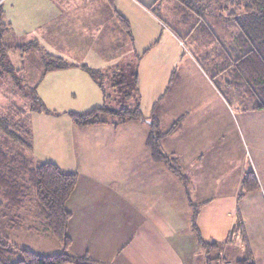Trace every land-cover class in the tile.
<instances>
[{"label": "crops", "instance_id": "obj_1", "mask_svg": "<svg viewBox=\"0 0 264 264\" xmlns=\"http://www.w3.org/2000/svg\"><path fill=\"white\" fill-rule=\"evenodd\" d=\"M143 1L153 4L155 0ZM113 6L114 10L106 0H20L19 21L37 22L27 34L32 39L36 37L48 54L77 65L49 71L43 76L41 70L34 76L37 94L51 111L59 115L82 114L97 108L117 111L136 106L149 119L154 113L153 106L161 105L163 97L159 93L151 100V106H147L139 85L141 62L145 58H150L151 64L159 62V58L145 55L149 48H144L140 36L141 20L147 21L151 15L133 0H113ZM14 8L3 11L5 22L12 25L9 13L16 12ZM117 14L127 19L133 42L125 38ZM63 26L71 31L70 45L82 38L93 48L80 53L78 60L62 54ZM80 64L99 71L103 82L117 79L116 86L110 84L112 88L103 92L78 67ZM130 64H135L132 71ZM141 71L144 74V65ZM133 75V85L125 89L124 86H129L127 79ZM5 82L0 78V90ZM181 84L175 83L168 91L173 98L174 118L165 121L166 112L161 106L157 116L164 132L176 119L182 120L174 133L162 138L159 144L160 150L173 158L185 181L151 157L146 143L150 134L148 120L120 122L117 118L82 128L71 119L65 122L68 169L64 171L78 173L77 185L65 203L70 213L67 231L71 254L89 255L107 264H203L206 257L214 255L206 254L199 245L201 237L193 222L194 207H198L200 225L204 228L205 217L210 218L213 226L226 217V222L220 225L225 227L228 222L225 234L229 235L237 226L239 206L244 215L252 217L253 223L248 233L252 239L247 240L246 255L241 257H250L254 264H264V177L254 167L259 189L239 198L243 174L252 166L238 165L236 176H231L233 147L224 141L229 135L227 101L221 95L203 93L184 98ZM143 109L148 113H143ZM36 113L44 124L52 117V114ZM242 217L243 233L237 230L235 234L246 236V220ZM208 240L212 237L205 239ZM222 251L227 257L228 247L224 246Z\"/></svg>", "mask_w": 264, "mask_h": 264}, {"label": "rangeland", "instance_id": "obj_2", "mask_svg": "<svg viewBox=\"0 0 264 264\" xmlns=\"http://www.w3.org/2000/svg\"><path fill=\"white\" fill-rule=\"evenodd\" d=\"M133 1L153 16L148 15L150 17H148L147 21L141 20L140 36L144 48H149L145 55L159 58V62H153L154 64L150 63V58L148 60L145 58L139 67V85L142 88L146 105L151 106L153 97H158L159 93H162L163 101L161 105H157L156 109L157 113H159L161 106L163 111L166 112L164 120L169 122L168 120L174 117L173 109L171 108L173 98L168 91L175 83H182L180 88L183 90L181 95L184 98H187L190 94L194 95L198 93H203L205 96L221 95L227 101L228 106L227 128L229 135L227 138L225 137L224 141L229 142L233 147L232 153L234 159L232 165L234 171L231 176H236L238 165L246 164L247 166H252L253 169L256 168L259 174L264 177V111H252L251 107L254 106V102L241 94L236 88L227 85L230 79L228 72L218 73L219 66H221L223 60L215 58L214 50L216 48L219 51L222 48L231 56L230 52L233 51V47L228 46L233 41L236 29L220 19L207 17L205 19L206 23L210 26L216 39L214 44L201 46V39L198 38L197 31L191 34L185 33V30L188 31L190 27H194L196 16L194 19H191L190 24H176L173 21L174 15H172L174 4L172 0H162L159 2L155 0L153 4L146 3L143 0ZM0 4L3 11L12 7L14 8L13 5H16L14 8L16 12L11 10L9 13L14 24H11L9 35L0 40V51L4 47H15L20 44H26L33 37L28 35L27 31L37 25V22L22 23L19 21L21 17L19 10L20 0H0ZM61 31L64 37H61L63 46L61 45L60 51L73 60H78L81 57L79 56L80 53L93 48L92 44H86L82 41V38H77V44L70 45L71 31L68 29L66 31L64 26L61 28ZM79 33L80 30L76 31L77 36H79ZM136 33L138 34V32ZM243 37L249 42L253 38L250 33H245ZM137 38L138 36H136ZM35 39L37 40L36 37ZM150 43L153 44L150 46ZM50 46L54 50V45L50 44ZM55 50L59 51L57 47ZM167 56H170V58L165 59ZM41 57L37 50L26 52L21 56L15 53L5 55V58L0 63V69L1 66L7 64L15 73L14 75H5L4 81L6 82L0 90V115L5 117L3 119L5 123L11 124L12 120L19 121L20 125L29 131V135L26 138L31 143L32 151H27L25 154L31 158L30 162L33 165L37 166L40 163L51 162L60 171H64V169H68L66 167L67 154L65 149L67 137L64 132L67 130L65 122L70 119L68 113L62 114L63 117H61L62 115H59V112L51 111L48 108L50 106L47 105L48 107L45 106V108L52 112V117L48 118L45 124L41 122V117L36 111L23 114V111L30 104L32 91L29 86H34L37 82L34 76L38 75L42 70L43 62ZM142 65H144V74L141 71ZM21 66L24 68V74L23 72L21 74L17 72L21 69ZM134 66L135 64H130L129 71H132ZM175 75L177 77L174 79ZM143 113H148V110L143 109ZM1 142L4 148L10 152L20 151L17 143L12 142L0 132ZM237 211V219L235 217V221L243 216L242 218L246 220L244 235L246 233L248 235L253 226L252 217L244 215L240 211L239 206ZM19 212L12 210L8 212L4 220H0L1 237H9L15 241L16 245L31 249L39 255H53L61 252L59 243L50 236L40 221L38 222L33 217V214L36 213L35 210L31 209L30 212L25 210ZM194 213L195 218L193 222L196 225V231L201 237L203 244L205 243V239L212 237V240H208V242L218 245L217 249L208 250L205 248L206 252L214 255L213 258L210 257V264L217 263V256L220 254V249L222 250L224 246L228 247L226 258L234 263L241 259V256L246 255L245 244L247 240L252 239V234L251 236L233 234L231 239H229V235L225 234L228 222L225 227L220 225L226 222V217H221L218 220L220 224L215 223V226L210 224V218L205 217L203 220L206 228H204L205 226L202 227L200 225V213L196 206L194 207ZM13 216H17V218L14 219ZM9 226L12 228L9 229ZM205 230H208L209 233L204 232ZM206 261L207 259L203 261V264H206Z\"/></svg>", "mask_w": 264, "mask_h": 264}, {"label": "trees", "instance_id": "obj_3", "mask_svg": "<svg viewBox=\"0 0 264 264\" xmlns=\"http://www.w3.org/2000/svg\"><path fill=\"white\" fill-rule=\"evenodd\" d=\"M106 1L108 6L114 10L113 0ZM159 1L162 0H156V2ZM172 1L174 3L172 12V15H174L173 21L176 24H190L191 19H194L196 16L194 27H190L188 31L185 30V33L191 34L197 31L198 38L201 39V46L214 44L216 39L210 26L206 23L205 19L207 17L220 19L236 29L233 41L228 46L233 47V51L230 52L231 56L222 48L220 51L217 48L214 50L215 58L223 60L221 66H219L218 73L228 72L230 79L227 85L236 88L241 94L254 102L251 110L264 111V0ZM116 17L118 18L120 28L124 31L125 38L129 42H133L131 28L127 19L118 14ZM10 28L11 24L4 20V13L0 4V40L9 35ZM245 33L252 35L253 38L250 42L243 37ZM1 50L0 63L5 58V55L9 53L21 56L26 52L37 50L40 56H42L43 62L41 76L49 71L77 66L64 60L62 57L48 54L35 39L27 41L26 44H20L15 47H4ZM78 67H81L83 71L93 78L99 87L103 89V92L108 91L109 88L111 89V85L116 86L114 84L117 82V79L114 81L109 79L107 82H103L99 71L91 69L84 64H80ZM20 68L17 72L19 74L23 72L24 74L23 66ZM14 73V70L9 68V65L4 64L0 69V78L4 80L6 78L5 75H14ZM127 80L129 86H124L125 89L133 85L134 75ZM29 88L32 91L30 104L23 111V114H29L33 111L51 114L41 102L36 91V84L29 86ZM157 105L153 106L154 113L149 119L144 118L141 110H138L136 106H125L126 108H119L117 111L105 107L93 109L82 114L70 112L68 113V117L74 125L81 128L103 124L106 121H110V119L117 118L120 122L129 120L141 122L148 120L150 134L146 143L150 147L151 157H153L154 161L160 162L164 166L167 165L173 174L185 181L186 179L181 175L176 165H174L173 158L165 155L160 150L159 144L162 138L174 133L182 120L181 118L176 119L164 132L158 121ZM4 118L0 115V132L12 142L17 143L20 151H13L16 153L10 152L4 148L2 142L0 143V220H4L8 212L12 210H16L17 212L35 210L36 213L33 214V217L38 222L40 221L50 236L59 243L61 252L53 255H39L31 249L16 245L9 237L0 236V264H107L101 261L98 262L89 255L75 256L69 251L71 242L67 226L70 220V213L65 207V203L77 185L78 173L60 171L51 162L40 163L37 166L33 165L30 162L31 158L25 154L27 151H32L31 143L26 138L29 135V131L23 128L19 121L12 120L11 124H8L3 121ZM243 176L240 184L239 198L259 189L257 176H255V171L252 167H249ZM13 217L14 219L17 218V216ZM10 228L12 227L9 226ZM237 230L243 233V223L240 217L237 220V226L229 233V239H231L233 234L239 232ZM201 242L202 240L199 238V245L203 250L205 248L208 250L217 249L218 247L215 243L205 241L203 244ZM208 253L206 252V254ZM221 254L224 256V251L220 252L217 257L218 260ZM224 258L227 259L226 256ZM205 259H207L206 264H210V258L206 257ZM231 262L232 264H254L250 257L241 258L235 263Z\"/></svg>", "mask_w": 264, "mask_h": 264}, {"label": "built area", "instance_id": "obj_4", "mask_svg": "<svg viewBox=\"0 0 264 264\" xmlns=\"http://www.w3.org/2000/svg\"><path fill=\"white\" fill-rule=\"evenodd\" d=\"M217 264H232V262L230 260L225 259L223 254H221Z\"/></svg>", "mask_w": 264, "mask_h": 264}]
</instances>
